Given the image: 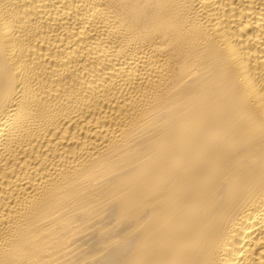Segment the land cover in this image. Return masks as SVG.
Wrapping results in <instances>:
<instances>
[{
	"label": "bare ground",
	"instance_id": "1",
	"mask_svg": "<svg viewBox=\"0 0 264 264\" xmlns=\"http://www.w3.org/2000/svg\"><path fill=\"white\" fill-rule=\"evenodd\" d=\"M0 264H264V0H0Z\"/></svg>",
	"mask_w": 264,
	"mask_h": 264
}]
</instances>
